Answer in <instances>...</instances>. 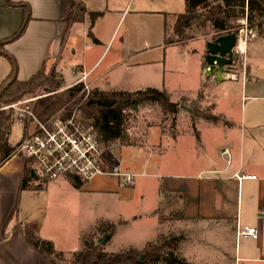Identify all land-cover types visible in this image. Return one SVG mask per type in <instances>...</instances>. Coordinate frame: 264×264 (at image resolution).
I'll use <instances>...</instances> for the list:
<instances>
[{"label": "crops", "instance_id": "0c3cea01", "mask_svg": "<svg viewBox=\"0 0 264 264\" xmlns=\"http://www.w3.org/2000/svg\"><path fill=\"white\" fill-rule=\"evenodd\" d=\"M10 1L14 5L0 0V42L12 36L23 22L25 9L17 4L27 5L31 18L25 32L5 44L6 52H0V85L12 72L10 57H13L18 66L16 77L21 81L43 68L48 74H59L63 89L73 87L85 72L89 86L103 91L135 92L155 88L166 90L176 103V94L190 91L187 61H183L186 57L181 53L183 44L165 42L169 17L175 23L177 16L186 10V0ZM78 9L79 20L68 22L69 14ZM93 12L101 13L94 21ZM259 45L256 47L262 48L264 43ZM256 47L251 49L250 56L264 52ZM101 49L104 50L101 52ZM200 55L198 51L193 52L197 58ZM256 65L250 66L249 62L246 77L231 80L240 87V97L245 103L236 101V109L232 105L222 111L214 103L213 114L223 117L222 124L201 119L195 125L199 139L193 125L186 129L190 132L189 140L182 132L171 137L169 157L164 162L168 168L163 169L165 165L159 162L154 168L156 172L163 169L169 174L163 176V184L160 181L156 184V202L145 212L155 225L157 237L161 223L153 212H157L159 189L165 188L168 194L181 200L182 219L213 224V228L203 231L205 235H215V241L207 244L208 247L201 245L204 251H215L230 261L234 252L235 262L246 264H264V71L260 73ZM67 66L72 67V74L76 76L73 81L68 82L64 74ZM15 123L23 127L12 116L11 146L21 141H10ZM214 137L225 141V146L218 150L222 163L211 158L213 151L208 140ZM212 145L219 147L217 142ZM225 149L232 152L229 161L223 159ZM158 156L166 159V155L143 146L129 145L122 148L116 167L144 177L141 171L149 169V161ZM26 166L22 155L17 153L0 165V264H38V252L24 237L25 225L43 239L52 241L57 251L72 253L82 249L83 236L94 232L98 221L115 225L109 240L114 244L119 229L143 220L141 215L127 211L137 202L136 185H125L115 173L97 174L80 189L66 178L50 180L33 189V176L28 187H22L27 176ZM155 177L157 174H153L152 178ZM38 188L43 189L44 203L36 201L33 208L30 198ZM51 188L58 195L54 199L46 197ZM98 198L116 208L117 216H96ZM72 212L80 220L83 212L84 222L78 221L76 229L70 232L61 228V221L71 217ZM229 223L232 228L228 229ZM245 226L256 228L258 238L238 235V228ZM154 239L126 249H141Z\"/></svg>", "mask_w": 264, "mask_h": 264}, {"label": "rangeland", "instance_id": "374dc122", "mask_svg": "<svg viewBox=\"0 0 264 264\" xmlns=\"http://www.w3.org/2000/svg\"><path fill=\"white\" fill-rule=\"evenodd\" d=\"M235 25H240L237 36L238 41L236 47L233 51V57L230 64L224 65L223 69L219 71L218 67L216 70L219 71V74H209V67L206 64L205 57L207 55V43L216 40L220 36V32L216 31L212 24L209 21H205L204 18H198L191 22L190 28L185 30V38L178 37L174 32V20L172 17H169V30L168 37L171 40L180 39L182 48L181 53L186 57L183 61H187L186 67L188 69L189 76L187 81L189 82L188 89L189 92H179L174 96V99L179 104V111L176 116L171 113H164L161 107L157 103L153 102H139L134 104L137 106V109H127L126 110V124H125V141L116 140L110 145H97L98 150L97 154L99 157V164L101 168L106 172H113L116 167L117 161L120 158V152L123 147H128L130 144L138 147H144L148 150L166 155L158 156L151 159L149 162L151 166L149 169H146L144 172V177H135L134 185H136L138 199L136 204L131 208H128V214H139L143 217L142 221L131 223L130 225L119 229L115 237V243L112 244L110 241H106L103 244V248L107 252L119 251L122 249L128 248L130 245L140 246L146 240H152L151 243H156L162 240H169L168 246L165 248V253L167 256H170L171 253L174 254L180 260H187V264H246L234 260L230 261L229 258H222L220 253H217L212 250L204 251L201 248V245H210L215 241V235L203 234L205 229L213 228V224H208L205 221L194 220L192 223L187 222L182 219V206L181 200L179 197L174 194H165L163 193V187L160 185L159 194L157 196L158 206L156 213L157 217L160 219L161 228H159V234L155 236V225L152 221L148 220L149 216H145V212H148V209L153 206L156 202V184L160 181V184H163L164 178L169 174V171L163 170L168 168L164 162L168 160V154L170 152L169 146L171 137L178 132L185 133L186 138L189 140L191 138L190 132L186 131L190 129V126H194V134H198L196 121L204 119L202 113H214V103L218 104L219 110L222 111L225 107L232 105L236 109V101L241 104L245 103L246 100L240 97V87L236 82H231V80L239 79L241 77H246V72L250 66L257 64L260 73L263 74L264 71V52L258 54L254 57L250 56L251 49L255 48L256 45L264 43V26L261 29L256 27H250L245 19H240L235 22ZM236 33V29L233 31ZM225 35V34H224ZM245 45V52L240 50L241 45ZM117 42H115L113 49H115ZM260 52L263 51L262 48L256 47ZM104 49H101V52ZM113 51V50H112ZM198 51L201 55L200 58L193 56V52ZM250 56V60H249ZM256 65V66H257ZM46 72V71H45ZM47 75H50L51 73ZM56 75H59L55 72ZM64 74L68 77V82L73 81L76 78L72 74V67L67 66L64 69ZM202 76V77H201ZM248 76V74H247ZM218 78L223 79L222 81L217 80ZM205 80V82H204ZM91 90L93 87H90ZM61 89L63 90L62 86ZM48 94V90L44 87L40 88L36 94L28 96L33 97L37 95ZM237 98V99H236ZM170 100L172 96L170 95ZM7 105L2 106L0 109L5 110L8 114L12 113L11 110L6 109ZM77 117L83 118V115L79 111H75ZM200 114V115H198ZM59 115V114H58ZM12 117V116H11ZM219 122L222 124L224 119L219 115ZM192 131V130H191ZM193 132V131H192ZM24 134V128L15 123L12 127L10 141L12 143H17L21 140ZM217 137V136H216ZM210 139L208 142L210 145L211 158H214L215 161L223 162L218 154V150L225 146V141ZM215 142L219 143V147H212ZM216 152V153H215ZM19 154V150L17 152ZM232 155V152L229 150V154L223 156V159L227 161ZM165 159V160H164ZM146 160V159H145ZM159 162L161 165L164 164L162 170L156 172L154 170L155 164ZM158 164V165H160ZM31 163L27 164V174L28 176H33L35 179L31 182L32 188L35 189V186L41 185L44 186L48 182L39 174L38 170L32 167ZM161 167V166H159ZM121 172H129L135 174L132 171H126L121 169ZM153 174H157V178H152ZM136 176V175H135ZM64 180V178H60ZM122 179V178H121ZM60 180V181H62ZM43 189L38 188V190H33L32 198H30V204L33 208L35 207V202L39 201L44 203L45 194H43ZM51 198H55L56 195L55 189L51 188L50 195ZM170 196V197H169ZM39 197V200H37ZM98 198L96 216H117L116 208L113 206L109 207V204L105 200H100ZM34 203V204H33ZM31 207V208H32ZM71 217L66 218L65 221H61V228H64L66 231H74L76 225L79 222L81 224L84 222L82 219L84 213H81V220L77 218L76 214L72 212ZM80 217V216H79ZM146 217V218H145ZM148 217V218H147ZM151 218V217H150ZM102 221H98L96 227ZM227 228H232V224L226 225ZM92 236L97 240V238L103 237V234L98 230H95L91 233ZM228 241V237L226 238ZM208 244V245H207ZM74 248V247H73ZM143 248L138 249L143 253ZM71 252H65L67 258L70 257ZM228 256V255H227ZM146 264H168L165 259L160 262L155 263H146Z\"/></svg>", "mask_w": 264, "mask_h": 264}, {"label": "trees", "instance_id": "16d2710c", "mask_svg": "<svg viewBox=\"0 0 264 264\" xmlns=\"http://www.w3.org/2000/svg\"><path fill=\"white\" fill-rule=\"evenodd\" d=\"M6 4L14 5L10 0H6ZM17 5L23 6L25 9L23 22L12 36L0 42V52H6L5 44L15 41L25 32L27 23L31 18L30 9L27 5ZM100 14L99 12L91 13L92 21ZM79 18L78 9L77 12L70 13L66 20L70 22L79 20ZM198 18L209 21L213 28L220 32V36L232 33L235 29L238 33L240 25H235V22L240 19H245L250 27L261 29L264 26V0H186V10L177 16L173 27L174 32L178 37L185 38V30L190 28L191 22ZM179 41L181 40H171L166 35V43ZM10 58L13 69L0 85V108L34 95L40 88L44 87L48 90V94L39 98L34 107L39 121L45 123L51 118L58 117L65 120L72 116L75 111H79L83 118L77 117L76 114L77 122L82 127L92 130L98 143L105 146L116 140H126V110L132 109L134 104L139 102L157 103L164 113H171L174 116L179 111V104L170 100V95L166 90L148 88L144 91L128 92L92 89L86 97V93H82L81 88L69 87L62 90L59 75H56L55 72L47 75L43 68L29 79L21 81L15 75L17 63L13 57ZM10 112L12 113V110ZM201 115L204 119L215 123L220 120V117L213 113H202ZM11 123V114L0 109V165L16 152L18 146H11L9 143ZM196 137L199 139L198 134ZM65 178L77 189L87 183L77 176L68 175ZM30 180L31 175L28 176L27 174L22 187H28ZM163 189V193L166 194L167 190ZM96 230L103 235L108 234L109 237L106 241H109L115 232V225L101 222ZM23 233L26 241L38 252V264H146L160 262L163 259L168 264H186L185 260L178 259L173 253L170 256L166 255L165 248L168 246L169 240L148 243L144 247L143 253L132 247L122 251L107 252L104 250L103 244L98 242L99 239L96 240L89 233L83 236L82 249L72 252L67 258L64 252L55 249L52 241L40 237L29 225L23 227ZM141 256H143L142 259Z\"/></svg>", "mask_w": 264, "mask_h": 264}, {"label": "built area", "instance_id": "2783aa9c", "mask_svg": "<svg viewBox=\"0 0 264 264\" xmlns=\"http://www.w3.org/2000/svg\"><path fill=\"white\" fill-rule=\"evenodd\" d=\"M74 85H79L86 97L89 95L91 88L87 83V73L82 72ZM46 95L25 98L5 107L11 109L13 118L23 125L24 134L17 149L25 162L31 163L48 181L72 175L88 182L95 175L106 173L98 163L96 135L77 122L76 112L65 120L58 117L43 123L37 119L35 103ZM222 154H229V150L225 149ZM112 173L122 178L125 185L134 184V174L121 172L119 167H115ZM238 235L257 239L259 233L256 228L245 226L238 228Z\"/></svg>", "mask_w": 264, "mask_h": 264}, {"label": "water", "instance_id": "95a60500", "mask_svg": "<svg viewBox=\"0 0 264 264\" xmlns=\"http://www.w3.org/2000/svg\"><path fill=\"white\" fill-rule=\"evenodd\" d=\"M237 41V33L232 32L229 34L221 35L216 40L207 43V55L205 57L206 64L209 67V73H207V75L219 74V71L223 69L224 65L231 63L233 51L236 47ZM217 67L219 71L216 70ZM217 80L222 81L223 79L218 78ZM73 87L75 89L79 88L78 85H75ZM133 109H137V106L134 105ZM108 237L109 235L105 234L98 240V242L100 244H104ZM142 258L143 256H141V259Z\"/></svg>", "mask_w": 264, "mask_h": 264}, {"label": "bare ground", "instance_id": "6f19581e", "mask_svg": "<svg viewBox=\"0 0 264 264\" xmlns=\"http://www.w3.org/2000/svg\"><path fill=\"white\" fill-rule=\"evenodd\" d=\"M240 50H241L242 52H245V45H244V42H243V44L241 45Z\"/></svg>", "mask_w": 264, "mask_h": 264}]
</instances>
